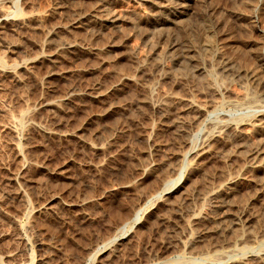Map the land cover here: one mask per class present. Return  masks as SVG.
<instances>
[{
	"label": "rangeland",
	"instance_id": "rangeland-1",
	"mask_svg": "<svg viewBox=\"0 0 264 264\" xmlns=\"http://www.w3.org/2000/svg\"><path fill=\"white\" fill-rule=\"evenodd\" d=\"M95 1L0 0V264H86L137 212L90 264H264V163L237 150L264 141V0H107L118 27H62Z\"/></svg>",
	"mask_w": 264,
	"mask_h": 264
},
{
	"label": "bare ground",
	"instance_id": "bare-ground-1",
	"mask_svg": "<svg viewBox=\"0 0 264 264\" xmlns=\"http://www.w3.org/2000/svg\"><path fill=\"white\" fill-rule=\"evenodd\" d=\"M148 1H151L152 2V4L154 5V7L156 8V9H158L159 11H164V9L166 8V7H169L168 5L170 4L169 3V0H148ZM173 1V0H172ZM183 1H185V0H183ZM187 1V0H186ZM189 1V0H188ZM249 1V0H248ZM252 1V0H251ZM94 4V3H93ZM107 4H108V1L107 0H97V1H95V4H94V7L92 8V10L91 9H88V10H84V9H82V10H84V11H81V10H77L75 13H74V15L73 16H71L70 17V19H69V21L68 22H66V23H62V22H60V24L62 23V27L63 28H69V27H72V28H80V27H84V26H89V25H93L94 27H96V28H98V29H101V30H104V29H110V31H111V29H114V28H116V27H118V25H119V21L121 20V16L120 15H118L117 13H114V12H111V11H109L108 10V7H107ZM186 4V3H185ZM187 4H189V3H187ZM186 4V5H187ZM252 4H255V3H252ZM152 5V6H153ZM186 5H181V6H186ZM177 6V5H176ZM202 6V5H201ZM243 6V5H242ZM247 6V5H246ZM245 6V7H246ZM248 7V6H247ZM254 7V6H253ZM249 8V7H248ZM238 9V8H237ZM153 10V9H152ZM185 11H188V8H185V10L183 9V11H182V13H185ZM198 11V10H197ZM249 12V11H248ZM199 14H201V13H199ZM234 14V13H233ZM203 15V14H202ZM206 15V14H205ZM249 16V15H248ZM195 17H198V16H195ZM204 17V16H203ZM205 18V17H204ZM214 18V17H213ZM212 18V19H213ZM180 19V18H179ZM187 19V18H186ZM221 19V18H220ZM135 20V19H134ZM181 20H183V18L181 19ZM207 20V19H206ZM219 20V19H218ZM179 21V20H178ZM187 21H188V19H187ZM202 21V20H201ZM201 21H200V23H201ZM249 21H250V19H249ZM181 22V21H180ZM204 23H205V21H203ZM218 22V21H217ZM174 23H176V22H174ZM207 23V22H206ZM209 23V22H208ZM251 23V22H250ZM58 24V23H57ZM179 24V23H178ZM184 24V23H183ZM138 25V24H137ZM58 26V25H57ZM61 26V25H60ZM92 26V27H93ZM185 26H187V25H185ZM202 26V25H201ZM210 26V25H209ZM149 27V26H148ZM168 27V26H167ZM90 28V27H89ZM178 28V27H177ZM176 28V29H177ZM187 28H188V26H187ZM194 28V27H193ZM206 28V27H205ZM211 28V27H210ZM218 28V27H217ZM249 28V27H248ZM88 29V28H87ZM169 29V28H168ZM186 29V28H185ZM189 29V28H188ZM198 29V28H197ZM227 29V28H226ZM71 30V29H70ZM78 30V29H77ZM205 30V29H204ZM114 31V30H113ZM174 31V30H173ZM177 31V30H176ZM179 32V31H178ZM177 32V33H178ZM180 32H181V30H180ZM95 33V32H94ZM182 33V32H181ZM209 33V32H208ZM112 34V33H111ZM184 34V33H183ZM192 34V33H191ZM90 35V34H89ZM197 35V34H196ZM195 35V36H196ZM245 35V34H244ZM91 37V36H90ZM111 37V36H110ZM194 37V36H193ZM211 37V36H210ZM75 38V37H74ZM95 38V37H94ZM112 38V37H111ZM197 38V37H196ZM114 39V38H113ZM113 39H111L112 41H113ZM198 39V38H197ZM208 39V38H207ZM111 40H110V42H111ZM115 40V39H114ZM117 40V39H116ZM214 40V39H213ZM194 41H196L195 40V38H194ZM215 41V40H214ZM64 42V41H63ZM187 42V41H186ZM205 42H207V41H205ZM204 42V43H205ZM212 42V41H211ZM75 43H76V40H68V41H66L65 43H63V44H61V45H59V46H57V48H56V53H58V52H61L64 48H66V47H73L74 45H75ZM113 43V42H112ZM115 43V42H114ZM183 43V42H182ZM207 43H209V42H207ZM214 43V42H213ZM226 44V43H225ZM230 44V43H229ZM191 45V44H190ZM189 45V46H190ZM198 45V44H197ZM202 45H204L203 43H202ZM173 46H174V44H173ZM182 46V45H181ZM205 46V45H204ZM204 46H202V47H204ZM215 46V45H214ZM186 47V46H185ZM190 47H192V45L190 46ZM200 48V49H202V50H205L206 48L208 49V50H210L208 47H210V48H212L211 49V51L212 50H214V48L211 46V44H209V45H206L204 48ZM67 49V48H66ZM194 49V48H193ZM206 49V50H207ZM184 50V49H183ZM254 50V49H253ZM64 51V50H63ZM201 51V50H200ZM216 51V50H215ZM224 51V50H223ZM194 52V51H193ZM204 52V51H203ZM202 52V53H203ZM75 53V52H74ZM183 53V52H182ZM182 53H180V55L179 54H176V53H169V55L172 57V59H175V60H178V56L177 55H179V56H181L182 55ZM204 53H207V52H204ZM203 53V54H204ZM210 53V52H209ZM209 53H208V55H209ZM212 53H214V51L212 52ZM239 53V52H238ZM217 54V53H216ZM195 55V54H194ZM197 55V54H196ZM215 55V54H214ZM57 56V55H56ZM59 56V55H58ZM190 56L191 55H189V53L188 52H185L184 53V57H186V58H190ZM221 56V55H220ZM183 57V58H184ZM194 57V56H193ZM205 57H206V55H205ZM70 58V57H69ZM180 58V57H179ZM182 58V59H183ZM208 58H209V56H208ZM57 59V58H56ZM61 59V58H60ZM59 59V60H60ZM181 59V60H182ZM181 60H179V61H181ZM186 61H188V60H186ZM192 61V60H191ZM194 61V60H193ZM215 61H216V59H215ZM214 61V62H215ZM218 61V60H217ZM219 61H220V59H219ZM237 61V60H236ZM235 61V63H237ZM246 61V60H245ZM209 62V61H208ZM222 64L226 67V66H228V65H230L232 62H230L229 60H227L226 58L225 59H223L222 61ZM57 63V62H56ZM234 63V62H233ZM262 63V62H261ZM181 64V63H180ZM185 64H186V62H185ZM191 64V63H190ZM237 65V64H236ZM182 66V65H181ZM189 66V65H188ZM194 67V66H193ZM197 67V66H196ZM223 67V66H222ZM235 67V66H234ZM181 68V67H180ZM189 68V67H188ZM240 68V67H239ZM64 69V68H63ZM182 69V68H181ZM235 69V68H234ZM236 69H238V68H236ZM51 70H52V68H51ZM55 70V69H54ZM191 70V69H190ZM189 70V71H190ZM200 70H202V69H200ZM219 70V69H218ZM228 70V69H227ZM57 71V70H56ZM183 71V70H182ZM236 71V70H235ZM238 71V70H237ZM188 72V71H187ZM253 72H255V71H253ZM252 71L250 72H246L247 74H248V77L249 78H251L252 80H254V81H257L258 80V77H257V73H253ZM184 73V72H183ZM241 73V72H240ZM191 74H193V73H191ZM244 74V73H243ZM126 78V77H125ZM199 79H201V78H199ZM200 82V81H199ZM249 82V81H248ZM202 83V82H201ZM250 83V82H249ZM257 83H258V81H257ZM253 85V84H252ZM258 85V84H257ZM207 86V85H206ZM205 86V87H206ZM113 88V87H112ZM93 89H95V88H93ZM98 89V88H97ZM97 89H95V92H99ZM252 89V88H251ZM97 90V91H96ZM72 91V90H71ZM77 91V90H76ZM94 92V91H93ZM101 92V91H100ZM147 92V91H146ZM145 92V93H146ZM259 92V91H258ZM250 93V92H249ZM66 95V94H65ZM90 95V94H89ZM244 95V94H243ZM261 95H263V94H261ZM98 96V95H97ZM100 96V95H99ZM258 96H260V95H258ZM258 96H256V97H258ZM168 97L169 98H171L170 96H168V94H164V96L162 97V99L160 100V109L161 108H163L162 110L164 111V114L165 115H169L170 114V112H171V110H170V103L169 102H171V100H169L168 99ZM244 97V96H243ZM261 97H263V96H261ZM102 98V97H101ZM240 98V97H239ZM249 98H251V97H249ZM248 98V99H249ZM253 98V97H252ZM245 99V98H244ZM179 100H182V99H179ZM178 100V101H179ZM232 100V99H231ZM247 100V99H246ZM250 100V99H249ZM256 101V100H259V99H254L253 98V100L252 101ZM251 100L249 101V102H252ZM182 102V101H181ZM186 102V101H185ZM191 102V101H190ZM247 102H248V100H247ZM248 102V103H249ZM255 103V102H254ZM181 104V103H180ZM185 104V103H184ZM196 104V103H195ZM237 104V103H236ZM250 104V103H249ZM252 104V103H251ZM186 105H187V103H186ZM185 105V106H186ZM197 105V104H196ZM238 106V105H237ZM237 106H235V107H237ZM115 107V106H114ZM194 105L193 104H189L188 103V107H186L187 108V111H188V108H189V110H190V108H193L194 109ZM185 108V109H186ZM199 108V107H198ZM185 109H183V110H185ZM197 109V108H196ZM201 109V108H200ZM195 112H198V111H195ZM199 113V112H198ZM257 113V112H256ZM197 115V114H196ZM204 115V114H203ZM165 117V116H164ZM250 118V117H249ZM255 118V117H254ZM260 118V117H259ZM200 119V118H199ZM195 120V119H194ZM260 120V122L259 123H256V124H258V125H264V120L262 121V119H259ZM200 121V120H199ZM252 121V120H251ZM254 121V120H253ZM252 121V123H255V122H253ZM216 122V121H215ZM228 122V121H227ZM176 123H177V130H178V132H182L183 131V128L182 127H179V125L181 126V124L183 123L182 121H176ZM219 123H221V122H219ZM222 123H225L227 126H228V124L226 123V122H223L222 121ZM215 124V123H214ZM183 125V124H182ZM195 125H197V124H195ZM217 125V124H216ZM219 125V124H218ZM232 126H234L233 124H232ZM231 126V127H232ZM252 126V125H251ZM257 126V125H256ZM255 126V127H256ZM207 127V126H206ZM217 127V126H216ZM238 127V126H237ZM264 127V126H263ZM218 128V127H217ZM216 128V129H217ZM234 128V127H233ZM242 128V127H241ZM213 129V128H212ZM225 129V128H224ZM227 129V128H226ZM225 129V130H226ZM229 129H231V128H229ZM238 130V129H237ZM249 130V129H248ZM224 131V130H223ZM233 131V130H232ZM261 131V130H260ZM217 132L219 133L220 132V130L219 131H215V130H211L208 134H207V136H206V138H207V141L208 140H213V139H215L216 137H217ZM228 132V131H227ZM226 132V133H227ZM259 132V131H258ZM234 133H235V130H234ZM243 133V132H242ZM229 134V133H228ZM238 134L239 135H236V136H240L241 137V139L242 140H244V133L243 134H241L240 133V131H238ZM227 135V134H226ZM232 135V134H231ZM235 135V134H234ZM252 135V134H251ZM250 135V136H251ZM219 136V135H218ZM239 137V138H240ZM247 137V136H246ZM231 138V137H230ZM229 138V139H230ZM238 138V140H240ZM250 139V138H249ZM216 140V139H215ZM227 140V139H226ZM225 140V141H226ZM234 140V139H233ZM251 140V139H250ZM235 141H236V139H235ZM249 141V140H248ZM214 142V141H213ZM260 142V141H259ZM253 143V142H252ZM211 145V144H210ZM248 145H250L249 144V142H248V144H247V142L246 141H243L242 143H240V145H239V149H237V150H239V152H243V154L246 156V157H251L253 160L254 159H256L255 161H257L258 159L260 160V159H262L263 160V163H264V157H262L261 158V155L264 153V141H262L261 143H255L254 145L252 144L251 146H248ZM241 148H243V149H245L244 151L242 150V151H240V149ZM215 149V148H214ZM237 150H235L233 153H230L228 156H231V155H233L234 153H237L236 151ZM197 152V151H196ZM207 152V151H206ZM205 153V152H204ZM238 154V153H237ZM242 154V155H243ZM180 158V157H179ZM250 158V159H251ZM249 159V160H250ZM189 160V159H188ZM259 160H258V162H259ZM251 161V160H250ZM255 161H253L251 164H253ZM261 162V161H260ZM245 163V162H244ZM247 163H249L248 161H247ZM256 163V162H255ZM251 164H249V165H251ZM246 165V164H245ZM258 165V164H257ZM197 166V165H196ZM241 166H242V164H241ZM248 166V165H247ZM225 167V166H224ZM231 167V166H230ZM250 167V166H249ZM235 168V167H234ZM237 168H238V165H237ZM237 168H236V170H237ZM244 169H245V167L243 166V167H239L238 168V170H239V173H238V175H241V174H244V173H242L243 171H244ZM233 171H235V170H233ZM232 171V172H233ZM227 172V171H226ZM232 172H231V174H232ZM236 172H238V171H236ZM245 172V171H244ZM223 173V172H222ZM224 174V173H223ZM222 174V175H223ZM237 174V173H236ZM225 175V174H224ZM245 175V174H244ZM226 176V175H225ZM232 177H234V176H232ZM231 177V178H232ZM226 179H227V177H225ZM224 178V179H225ZM230 178V179H231ZM238 178V177H237ZM222 181V180H221ZM220 181V182H221ZM228 181H229V179H228ZM169 182V181H168ZM232 182V181H231ZM226 183V182H225ZM217 185V184H216ZM225 185V184H224ZM231 185V184H230ZM206 186H207V184H206ZM211 187V186H210ZM222 187V186H221ZM224 187V186H223ZM228 187V186H227ZM230 187H232V186H230ZM174 188V187H173ZM202 190V189H201ZM204 190H205V188H204ZM206 191V190H205ZM162 193V192H161ZM223 193V192H222ZM232 193V192H231ZM158 194H160V193H158ZM206 194L207 195H210L211 197H212V199H213V201H214V207L217 209V208H219V207H221L220 206V202L221 203H223V198L221 197V195H219V193H218V189L216 188V187H212V188H210V189H207V191H206ZM201 196V195H200ZM235 196V195H234ZM240 196V195H239ZM186 197V196H185ZM189 197V196H188ZM200 198V197H199ZM242 198V197H241ZM244 198V197H243ZM247 198V197H246ZM187 201V200H186ZM238 201V200H237ZM240 201V200H239ZM228 202V201H227ZM226 202V203H227ZM86 203V202H85ZM152 203V202H151ZM191 204V203H190ZM224 204V203H223ZM241 204V203H240ZM242 205H245L244 203L242 204ZM207 206V205H206ZM189 207V206H188ZM212 207V206H211ZM213 207V208H214ZM227 207V206H226ZM231 207V206H230ZM240 207H242V209H241V211L239 212V214H233V216H231L230 217V215L228 216V215H219V214H213L214 212H212V211H210L211 212V214L213 215V216H211V219L213 220V222H215L218 226H219V228L217 227V228H214L213 227V231H216V230H218V229H222V231H224V230H227V229H233V227H239L240 225H241V223L243 222L244 223V221H246L245 219H244V221H243V217L242 216H244L245 215V211H246V209H247V207L245 208H243V206H241L240 205ZM177 208V207H176ZM212 208V209H213ZM150 209V208H149ZM178 209V208H177ZM215 209V210H216ZM168 210V209H167ZM236 211V210H235ZM188 212V211H187ZM222 212V211H221ZM226 212V211H225ZM210 214V213H209ZM231 214V213H230ZM247 215V214H246ZM208 216V215H207ZM249 216H250V214H249ZM139 217H140V215H139V213L137 212L135 215H134V217L133 218H131L130 220H131V222H130V226L129 227H127V225H123V227H122V229H121V231L120 232H118V233H115L114 235H112L111 237H110V239L107 241V242H104V244L100 247H98L96 250H94L93 252H91V254H90V256L92 257V259H94L95 258V256L97 255V253H98V250H99V252H100V254H101V252H102V249H103V247H104V249H105V247H107L108 245H111V243L112 242H114V241H116L117 242V240H119V239H121V238H124L126 235H127V233H128V231L133 227V225L138 221V219H139ZM209 218H210V216H208ZM245 217V216H244ZM254 218V217H253ZM248 221L250 220V219H247ZM247 222V221H246ZM251 222V221H250ZM211 223V222H210ZM248 223V222H247ZM256 224V223H255ZM216 225V226H217ZM248 225V224H247ZM250 225V224H249ZM195 226V225H194ZM211 226H213V225H211ZM256 226H257V224H256ZM201 227V226H200ZM207 227V226H206ZM253 227V226H252ZM212 228V227H211ZM186 229V228H185ZM204 229V228H203ZM207 229V228H206ZM209 229V228H208ZM234 230V229H233ZM250 230H252V229H250ZM249 230V231H250ZM220 231V233H221V230H219ZM240 231V230H239ZM204 233V232H203ZM228 233V232H227ZM249 233H251V232H249ZM217 234V233H216ZM262 234V233H261ZM220 235V234H219ZM222 236V235H221ZM231 236V235H230ZM234 237V236H233ZM196 238V237H195ZM206 238V237H205ZM223 239V238H222ZM232 239V238H231ZM230 239V240H231ZM252 239V238H251ZM240 240V239H239ZM229 241V240H228ZM193 242V241H192ZM113 244V243H112ZM216 244V243H215ZM121 245V244H120ZM206 246V245H205ZM217 247V246H216ZM100 248H102V249H100ZM197 248V247H196ZM20 249V248H19ZM118 249V248H117ZM203 249V248H202ZM211 249V248H210ZM16 250V249H15ZM206 250V249H205ZM204 249H203V251H205ZM6 251V250H5ZM104 251V250H103ZM9 252H11V251H9ZM111 252V251H110ZM200 252V251H199ZM222 252V251H221ZM6 253V252H5ZM17 253V252H16ZM196 253V252H195ZM219 253V252H218ZM13 254V253H12ZM221 254V253H220ZM220 254L218 255V256H220ZM11 255V254H10ZM99 255V254H98ZM109 255V254H108ZM16 256V255H15ZM90 256H89V258H90ZM218 256H216V257H218ZM223 256V255H222ZM107 257V256H106ZM221 257V256H220ZM254 257V256H253ZM11 258V257H10ZM89 258H88V260H87V263L86 264H88L89 263ZM221 259V258H220ZM255 260V259H254ZM16 261V260H15ZM92 261H90V263H91ZM89 263V264H90ZM22 264H24V263H22Z\"/></svg>",
	"mask_w": 264,
	"mask_h": 264
}]
</instances>
